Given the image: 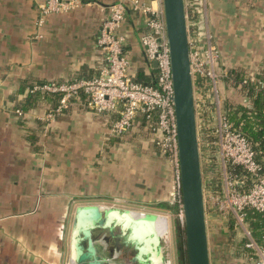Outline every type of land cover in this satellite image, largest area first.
I'll return each mask as SVG.
<instances>
[{"label": "crops", "instance_id": "1", "mask_svg": "<svg viewBox=\"0 0 264 264\" xmlns=\"http://www.w3.org/2000/svg\"><path fill=\"white\" fill-rule=\"evenodd\" d=\"M63 1L71 6L38 23L40 0H0V264H71L68 213L78 205L165 219L177 208L172 165L143 112L128 129L112 133L116 112H95L84 94L58 109L59 93L33 89L90 78L106 67L98 38L111 5L123 10L113 33L122 38L127 75L151 81L154 67L146 65L139 42L146 14L139 5L154 7L157 0L136 6L132 0ZM195 3L197 17L186 12L187 24L196 25L201 43L209 33L218 51L219 100L246 103L222 77L239 70L252 78L264 67V0ZM100 235L92 230L95 244L104 247ZM110 248L109 264H139L131 246Z\"/></svg>", "mask_w": 264, "mask_h": 264}, {"label": "built area", "instance_id": "2", "mask_svg": "<svg viewBox=\"0 0 264 264\" xmlns=\"http://www.w3.org/2000/svg\"><path fill=\"white\" fill-rule=\"evenodd\" d=\"M193 2L196 5L197 0ZM137 3V0H132L134 6L138 5ZM37 6L41 14L37 22L40 23L43 15L64 11L71 6V3L63 0H40ZM139 6L146 13L145 31L139 36L144 60L149 68L153 66V62L156 64L154 76L150 82L134 81L126 74V60L121 48L122 38L114 36L113 33L123 18V10L120 5H111L108 17L102 22L98 38V43L106 52V67L98 75L90 78H80L59 84L45 82L33 86V89L44 93H59L58 109L65 106L70 97L82 93L86 95L88 105L95 112H117L118 117L110 126L112 133H120L128 129L137 111L146 113V117H149L148 113L154 112L155 127L159 134L157 141L159 151L168 158L173 168V198L177 203V218L181 222L174 112L171 102L172 87L162 7L160 0H157L154 7ZM186 12L187 10H185L187 18ZM186 25L191 75L206 78L209 85L204 94L199 91L196 97L197 103L194 98L196 123L197 118L200 121L199 126L196 124L197 129L201 126L209 129L215 138L210 143L213 151L210 155L206 154L209 159H204V162H209L213 157L218 165L214 187L211 185L212 179L209 175L205 182L207 185L205 183L203 185L202 177V186L207 190L204 206L209 202L215 210L230 214L236 221L241 222L244 209L264 212V168L255 158L250 143L242 134L230 127L221 111L217 92L218 76L215 70L219 54L211 41L210 34L206 33L204 43H201L197 33L190 32L187 19ZM204 98L210 104V107L206 108H211L206 115L203 114L202 100ZM16 112L18 115L21 114L18 110ZM200 147L207 148V145L199 143ZM236 168L239 169L238 172L235 171ZM245 185L247 188L242 190L241 187ZM245 246L254 249L251 264H264V235L260 243L249 238Z\"/></svg>", "mask_w": 264, "mask_h": 264}, {"label": "water", "instance_id": "3", "mask_svg": "<svg viewBox=\"0 0 264 264\" xmlns=\"http://www.w3.org/2000/svg\"><path fill=\"white\" fill-rule=\"evenodd\" d=\"M171 77V102L174 112L178 188L181 224L184 235L186 264H209L205 227V206L201 174V157L197 136L192 75L190 72L187 25L184 0H160ZM156 66L155 62L152 63ZM217 158V149L214 148ZM153 214H141L95 205H78L73 212L70 234L71 264H109L112 244L129 245L135 250L134 260L152 264L161 260L159 238L154 231ZM107 229L95 244L92 230ZM116 228V232L113 230ZM109 238V239H108ZM156 254V255H154Z\"/></svg>", "mask_w": 264, "mask_h": 264}, {"label": "trees", "instance_id": "4", "mask_svg": "<svg viewBox=\"0 0 264 264\" xmlns=\"http://www.w3.org/2000/svg\"><path fill=\"white\" fill-rule=\"evenodd\" d=\"M194 0H184L185 2V10L187 12L189 10L193 13V18L197 17V13L195 10ZM196 25H192V28L189 29L190 32L195 30ZM155 72V70H154ZM79 78H75L77 80ZM221 79V78H220ZM138 82H142L139 80H134ZM222 81L224 85H231L237 92L241 95L247 97L246 103H239L231 101L227 98H224L220 101V108L225 117L226 122L230 125V127L242 134L246 140L250 143L252 150L254 151L255 158L263 165L264 168V67L257 71L255 77H250L242 71L239 70H229L226 77H222ZM150 82V81H149ZM192 85H193V95L195 98V103H197L196 97L198 96L199 91H202L201 94H204L206 89L208 88V81L206 78L194 75L192 77ZM82 97L86 98V95H82ZM87 100V98H86ZM201 101V100H199ZM222 103V104H221ZM203 104V114H208L211 108L207 109L206 107H210V104L206 98L202 100ZM202 106V105H201ZM103 113V112H101ZM115 113V112H110ZM117 117L118 113L116 112ZM149 117H146V113H143V116L150 120L149 126L151 130L154 132L156 130L155 127V119L156 115L154 112L148 113ZM117 119V118H116ZM115 119V120H116ZM198 138L199 143L202 145L206 143L208 148V154L210 155L213 151V147L210 143L215 139L211 133V130L202 128V126L198 129ZM206 148V149H207ZM159 149V148H158ZM207 154V153H206ZM213 160V157H211ZM238 168L235 171L238 172ZM246 185L241 187L242 190L246 189ZM177 203L175 202V205ZM177 207V205H176ZM206 208V207H205ZM177 210V208H176ZM244 217L243 220L247 223V227L249 230V234L251 238L260 243L262 236L264 235V212H257L252 209H244L243 211ZM233 219V218H232ZM230 223V221L228 222ZM237 247L233 248L231 253L235 258H243L245 264H251V253L248 249L245 252L238 250L240 248L239 244H236ZM228 264V263H226Z\"/></svg>", "mask_w": 264, "mask_h": 264}, {"label": "rangeland", "instance_id": "5", "mask_svg": "<svg viewBox=\"0 0 264 264\" xmlns=\"http://www.w3.org/2000/svg\"><path fill=\"white\" fill-rule=\"evenodd\" d=\"M127 74V73H126ZM221 101V100H220ZM222 104V103H221ZM201 152V173L203 177V185L207 180L208 175L212 179L211 185H216V177L218 174V165L215 160L205 161L209 159L206 157L208 148L200 147ZM203 160V161H202ZM210 168L209 170L207 168ZM205 185H207L205 183ZM204 198H207L206 187L203 186ZM205 227L207 236V247L209 264H245L244 259L235 258L233 254V248L240 245L238 250L245 252L248 249L253 257L254 249L245 246L247 240L251 238L247 223L242 220L241 222L230 214H223L218 210L211 207L207 202L205 205ZM69 220L72 222L73 210L70 208L68 213ZM233 218V219H232ZM230 221V223H228ZM167 231L165 237L160 238L159 245L162 250V260L169 261V264H186L185 251H184V235L183 226L177 218V213L169 214L167 219Z\"/></svg>", "mask_w": 264, "mask_h": 264}, {"label": "bare ground", "instance_id": "6", "mask_svg": "<svg viewBox=\"0 0 264 264\" xmlns=\"http://www.w3.org/2000/svg\"><path fill=\"white\" fill-rule=\"evenodd\" d=\"M153 224H154V231L156 232V235L158 236V238H162L165 237L166 234V229H167V223H166V219L164 217L161 216H156V218L154 220H152ZM158 250L159 253H161L162 255V250H161V246L158 244ZM156 255V254H154ZM152 264H169V261H163L162 260V256H161V260H159L157 257L153 258L152 260Z\"/></svg>", "mask_w": 264, "mask_h": 264}, {"label": "flooded vegetation", "instance_id": "7", "mask_svg": "<svg viewBox=\"0 0 264 264\" xmlns=\"http://www.w3.org/2000/svg\"><path fill=\"white\" fill-rule=\"evenodd\" d=\"M117 230H116V228L113 230V232H116ZM100 233H101V235H103V236H106V237H109L110 238V235L108 234L109 232H108V230L107 229H104V230H100ZM108 238V239H109ZM111 240H113L114 239V236H112L111 238H110Z\"/></svg>", "mask_w": 264, "mask_h": 264}]
</instances>
